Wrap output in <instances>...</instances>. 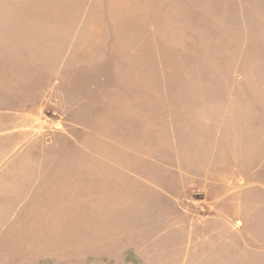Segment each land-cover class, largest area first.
<instances>
[{
	"label": "rangeland",
	"instance_id": "obj_1",
	"mask_svg": "<svg viewBox=\"0 0 264 264\" xmlns=\"http://www.w3.org/2000/svg\"><path fill=\"white\" fill-rule=\"evenodd\" d=\"M75 35L76 62L90 48V99L40 118L64 129L44 159L80 162L71 136L89 144V190H38L0 233V264H115L102 258L118 261L117 246L148 264H264V0H0V81L14 75L36 99L41 50L48 61ZM163 165L202 184L177 217L187 233L161 210L124 201L118 216L104 200L109 179L169 182ZM126 261L145 264L131 250Z\"/></svg>",
	"mask_w": 264,
	"mask_h": 264
},
{
	"label": "crops",
	"instance_id": "obj_2",
	"mask_svg": "<svg viewBox=\"0 0 264 264\" xmlns=\"http://www.w3.org/2000/svg\"><path fill=\"white\" fill-rule=\"evenodd\" d=\"M61 46L59 44L54 47V57L48 61L43 59V50L39 54V78L45 81L46 84L40 82L36 99L35 96L31 95L30 87H25V85L20 87V84L15 82L14 75H8L5 80H2L3 85H0V90L3 91L0 95V233L10 231L9 228L12 227L22 208L23 219L27 218L25 209L31 208L30 203L32 200L41 199V194L37 198L35 197L38 190L48 189L50 192L54 191L62 194L64 185H68V190L71 192L78 191L80 185H85L89 190V144L83 148L79 141L71 136L70 147L74 149L73 153L81 152V156L86 160L79 162L76 160L44 159L48 150L60 146L56 145L55 142L60 134L63 138L62 131L64 129L57 128V121L52 124L46 123L45 119V122H42L41 114L50 109L49 105L53 107L57 103L59 104L63 97L71 100L73 107H71V114L81 104L80 101L82 102L84 96L90 99V48L83 50L82 63L79 64L75 61L79 52L78 35L66 42L64 50ZM0 51L4 50L0 49ZM9 65L12 66V63L8 64L5 61L3 64V67H7V73H9ZM68 72H70L71 80L69 89L62 86V80L64 78L67 80L66 75ZM16 88L28 90V94L15 96L14 90ZM79 88H81V91ZM64 92L67 93V96H64ZM79 94H82L81 100H79ZM88 105H90V101H88ZM49 120L51 122V118H48ZM89 120L90 118L87 117V121ZM71 126L76 134L81 132V134L90 135V129L87 125L84 128L74 124ZM171 142H173L170 144L171 149L179 151L181 146L174 139ZM189 145L194 147V144L190 142L184 146L186 151L191 150ZM103 163L107 162L103 161ZM158 166L159 163L152 164V168ZM169 167L171 166L166 167L163 165L162 169H159L163 174L170 175L169 182L159 180L161 181L159 183L153 179L144 180L140 177H133L134 179L131 180L132 187L127 188V184L123 179H109L106 186L112 188L113 195L110 192H105L104 200L113 201L116 207H122L121 204L124 201H137L136 207L138 209L147 210L148 212L151 210V214L156 213V211L159 213V210H161L160 214L162 216L171 217L173 230L184 229L187 233L189 228L180 226L177 217L184 213V202H187L194 191H198L202 184L196 178L192 181L186 180V176L182 173L175 177L177 170L174 169L171 172L173 168L170 169ZM118 173L114 172L113 174H118L120 177V172ZM111 188L110 191H112ZM132 191L134 193H131ZM39 206L40 202H38L37 207ZM124 207V212H121L120 208L118 209V216L128 214L126 205ZM114 249L118 261H115L112 257L102 259H106L109 263L126 264L128 262L126 261V254L131 250L138 256L140 261L148 264L140 257L141 248L130 249L117 246ZM93 261H90V264Z\"/></svg>",
	"mask_w": 264,
	"mask_h": 264
}]
</instances>
